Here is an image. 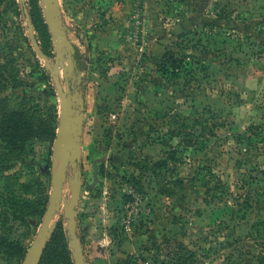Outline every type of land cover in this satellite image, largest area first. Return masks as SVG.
Wrapping results in <instances>:
<instances>
[{"label": "rangeland", "instance_id": "obj_1", "mask_svg": "<svg viewBox=\"0 0 264 264\" xmlns=\"http://www.w3.org/2000/svg\"><path fill=\"white\" fill-rule=\"evenodd\" d=\"M58 1L84 66L77 233L88 264H264V0ZM24 3L52 61L43 2ZM43 65L18 0H0V112L32 124L0 166V264H23L52 187L60 101ZM71 177L40 264H73Z\"/></svg>", "mask_w": 264, "mask_h": 264}, {"label": "water", "instance_id": "obj_2", "mask_svg": "<svg viewBox=\"0 0 264 264\" xmlns=\"http://www.w3.org/2000/svg\"><path fill=\"white\" fill-rule=\"evenodd\" d=\"M27 25V36L36 56L44 61V68L49 72L59 98L58 145L53 161L51 177L52 187L48 196L40 227L33 240L23 264H40L43 252L52 236L56 224L54 215L62 208L63 187L70 167L72 177L69 179L70 197L63 203V216L66 220V234L71 249L73 264H88L82 241L77 233V206L81 196V135L84 120V97L78 89L81 82L80 73L76 74L74 61L75 48L68 39V29L63 23L58 0H42L46 27L51 35L54 48V59L51 61L39 46L34 34L31 16L24 0H18ZM74 75L76 86L69 84L68 79ZM61 77L65 80L62 85Z\"/></svg>", "mask_w": 264, "mask_h": 264}, {"label": "trees", "instance_id": "obj_3", "mask_svg": "<svg viewBox=\"0 0 264 264\" xmlns=\"http://www.w3.org/2000/svg\"><path fill=\"white\" fill-rule=\"evenodd\" d=\"M74 61L76 63L75 66V70H76V74H78L82 69H83V64L81 63L77 51H75V54L73 56ZM165 64H168L169 66H171L174 69H178L179 68V63L181 61H179L177 58H175L173 55L169 56L168 59L164 58ZM25 119V118H24ZM32 127V124H29L27 122V120H23L22 118V114L12 111V112H8V111H2L0 112V137L1 139L4 141V146L0 147V166H2L3 161H11L12 159H16L23 150V146L21 144L22 141V136L24 135V133H27L29 129ZM21 138V141L18 142V139ZM6 168V167H4ZM2 170V169H1ZM12 193H14L12 191ZM47 201L48 198H45V200L41 201V215L44 212L46 206H47ZM241 203L243 204H247L249 206H251V204L248 202L247 199H244ZM38 212V207L37 209L28 205H25L24 207V215L27 214H34ZM256 229L257 232L260 233V235L262 236V230L264 232V221H260L256 224ZM49 247V245H48ZM47 247V249H48ZM47 249L45 248L42 258L41 260H44L46 255H47ZM180 251H185L184 248H182ZM189 252L188 257H190V255H192V253L190 251ZM179 255V254H178ZM178 258L180 260L187 258L186 256H181L179 255ZM188 259V258H187ZM192 263H194V261H191ZM41 263V261H40Z\"/></svg>", "mask_w": 264, "mask_h": 264}, {"label": "flooded vegetation", "instance_id": "obj_4", "mask_svg": "<svg viewBox=\"0 0 264 264\" xmlns=\"http://www.w3.org/2000/svg\"><path fill=\"white\" fill-rule=\"evenodd\" d=\"M68 82H69V84L72 85L73 87L76 86V85H75L76 83L74 82V75H73L71 78L68 79Z\"/></svg>", "mask_w": 264, "mask_h": 264}]
</instances>
